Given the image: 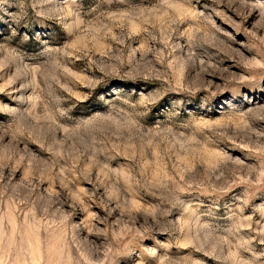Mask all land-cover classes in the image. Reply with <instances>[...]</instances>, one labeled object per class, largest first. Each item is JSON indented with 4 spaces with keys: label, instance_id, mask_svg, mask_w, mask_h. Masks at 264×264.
<instances>
[{
    "label": "rangeland",
    "instance_id": "1",
    "mask_svg": "<svg viewBox=\"0 0 264 264\" xmlns=\"http://www.w3.org/2000/svg\"><path fill=\"white\" fill-rule=\"evenodd\" d=\"M0 264H264V0H0Z\"/></svg>",
    "mask_w": 264,
    "mask_h": 264
}]
</instances>
